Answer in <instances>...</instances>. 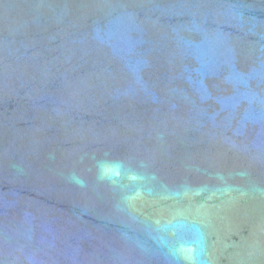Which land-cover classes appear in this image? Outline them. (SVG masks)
Masks as SVG:
<instances>
[{
    "label": "water",
    "instance_id": "95a60500",
    "mask_svg": "<svg viewBox=\"0 0 264 264\" xmlns=\"http://www.w3.org/2000/svg\"><path fill=\"white\" fill-rule=\"evenodd\" d=\"M0 264H264V0H0Z\"/></svg>",
    "mask_w": 264,
    "mask_h": 264
}]
</instances>
